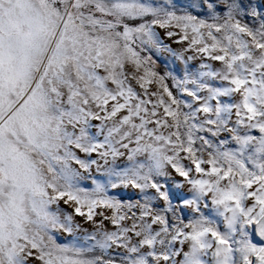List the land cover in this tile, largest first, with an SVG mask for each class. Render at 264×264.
Here are the masks:
<instances>
[{"label": "snow or ice", "instance_id": "6c2138e0", "mask_svg": "<svg viewBox=\"0 0 264 264\" xmlns=\"http://www.w3.org/2000/svg\"><path fill=\"white\" fill-rule=\"evenodd\" d=\"M0 264H264V0H0Z\"/></svg>", "mask_w": 264, "mask_h": 264}, {"label": "rangeland", "instance_id": "374dc122", "mask_svg": "<svg viewBox=\"0 0 264 264\" xmlns=\"http://www.w3.org/2000/svg\"><path fill=\"white\" fill-rule=\"evenodd\" d=\"M177 2H178V3H183V2H184V0H177Z\"/></svg>", "mask_w": 264, "mask_h": 264}]
</instances>
